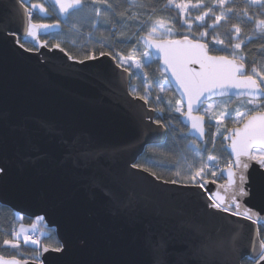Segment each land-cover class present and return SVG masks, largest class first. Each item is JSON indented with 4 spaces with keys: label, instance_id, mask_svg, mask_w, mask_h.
Wrapping results in <instances>:
<instances>
[{
    "label": "snow or ice",
    "instance_id": "obj_1",
    "mask_svg": "<svg viewBox=\"0 0 264 264\" xmlns=\"http://www.w3.org/2000/svg\"><path fill=\"white\" fill-rule=\"evenodd\" d=\"M52 3L59 16L65 17L63 21L57 19L55 24L33 22L35 10L48 14V9L41 3H32L28 7L26 0H10L8 14L22 21L23 34L40 47H45L46 42L40 43L39 33L59 28L62 24L75 32H80L81 27L87 25L89 35L93 30L99 31L100 47L108 48V51H101L99 56L88 52L77 63L85 68H96L97 65L86 62L99 61L104 66L102 58L110 56L115 68L128 75L125 78L121 72L109 68L110 79L105 82L113 91L121 92L127 84L128 94L135 100L143 101V105L150 103L156 90L155 101L148 109V112L157 113L155 117L147 115L143 105L128 102L129 116L142 133L138 142L144 145L146 141L143 137H155L156 146L164 147L168 133H172L177 141H196L187 148L191 158L187 155L175 157L176 178L162 182L179 185L174 191L180 194L184 189L199 188L208 193L207 200L211 201L205 206V211L208 208L215 210L206 211L207 215L216 217L217 213H227L239 219L229 221L233 230L227 245L195 227L201 237L195 251L211 256L223 255L226 264H264V239L259 238L264 228V209L257 211L252 205L253 201L264 202V64L260 63L264 61V0H52ZM0 31L8 32V29L0 28ZM179 32L198 38H189V35L173 38ZM8 34L17 36L15 32ZM209 36L211 42L207 39ZM132 40L136 43L126 53L119 50V45H128ZM252 45L256 46L255 51ZM20 47L26 52L32 50L22 43ZM53 47L68 55L59 44ZM220 52L224 54H218ZM154 53L159 54L163 64L158 71L162 74L170 72L175 81L180 99L174 105L171 100L163 98V94L171 90V81L166 75L163 80L155 79L147 71L153 63ZM249 56L253 57L251 63ZM68 59L73 57L68 55ZM189 65H198V68ZM104 73L105 68L100 67L98 75L103 77ZM133 77L138 79V84L131 82ZM165 83L169 87H165ZM233 97L246 99H242L235 109H230ZM166 111L178 113L179 117L170 115L165 122L163 113ZM146 121L157 127L152 128ZM173 121L180 125L182 132L179 136ZM229 122L232 127H227ZM41 127L50 134H56L46 122H42ZM212 127L216 131L211 133L210 149L206 128ZM219 137H223L222 151L213 152ZM70 143L75 144L76 141ZM225 155L229 159L225 167L220 168V161ZM151 163L159 166L158 163ZM132 167L147 172L157 180L162 179L149 167L141 164H133ZM218 171L227 174V183L219 186L223 194L212 193L206 188L209 182L216 183L215 179L209 180V172L215 178ZM9 175V163L0 160V183ZM24 195L32 198L38 210L45 215H38L30 228L23 224L8 231L0 228V233L6 237L0 245V252L8 253L7 256L0 254V264H48L46 253L55 254L53 258L60 264H78L72 260L73 240L81 249H89L92 245L88 239L77 237L73 228L70 227L63 236L43 231L36 234L37 224L46 219L50 210H63L70 221L74 218L76 210L71 205V194L59 192L53 180L52 190H28ZM105 196L110 201L114 199V194L110 192H106ZM240 220L257 226L256 239L249 238L248 243H241L248 226ZM107 244L110 246L111 241ZM25 252L31 254L25 256ZM88 264L119 262L100 259Z\"/></svg>",
    "mask_w": 264,
    "mask_h": 264
},
{
    "label": "water",
    "instance_id": "obj_2",
    "mask_svg": "<svg viewBox=\"0 0 264 264\" xmlns=\"http://www.w3.org/2000/svg\"><path fill=\"white\" fill-rule=\"evenodd\" d=\"M9 2L0 0V28L17 36L0 31V160L10 167V175L0 183V204L26 218L45 215L24 193L52 190L54 180L59 192L71 194L76 215L70 221L63 210H50L43 221L55 234L63 236L71 227L77 237L90 241L91 248L81 249L73 240L72 260L78 264L100 259L119 264H226L223 255L195 251L201 239L195 227L227 245L233 230L229 221L239 218L227 213L207 215L206 211L215 212L210 208L205 211L211 203L207 192L193 188L180 194L174 191L179 185L164 184L132 167L146 147L155 144V137H143L144 145L138 142L142 133L129 116L128 103L121 91H113L105 82L110 79L109 68L121 72L111 57L102 58L104 66L88 61L97 67L85 68L57 48L24 51L18 38L31 44L36 41L23 34L19 18L9 16ZM154 60L163 67L159 54L154 53ZM100 67L105 68L103 77L98 75ZM121 75L126 78L128 74ZM166 75L180 98L171 73ZM120 98L121 105L111 104ZM127 102L143 105L130 97ZM143 110L157 115L148 112L146 105ZM42 122L56 134L42 128ZM146 123L157 127L151 121ZM64 137L77 155L68 149ZM63 152L70 158H64ZM220 176L224 183L206 185L212 193L223 194L219 186L227 183V174ZM106 192L114 194V199L110 201ZM252 205L257 211L264 209V202L257 200ZM240 223L248 226L241 243L256 239L257 226L246 220ZM45 256L48 264H60L53 258L55 254Z\"/></svg>",
    "mask_w": 264,
    "mask_h": 264
},
{
    "label": "trees",
    "instance_id": "obj_3",
    "mask_svg": "<svg viewBox=\"0 0 264 264\" xmlns=\"http://www.w3.org/2000/svg\"><path fill=\"white\" fill-rule=\"evenodd\" d=\"M27 6L30 7L32 3H41L46 6L48 9L47 15L40 16L37 11L33 14V22L35 23H46V24H55L57 22V19L63 21L65 17L59 18V12L55 7L50 4V1L47 0V4L44 3L43 0H28ZM171 15V13H169ZM107 36V33H105ZM184 35H189V38H198L194 37L189 33L185 32H179L177 33L173 38H182ZM209 42H211V36L207 38ZM100 32L93 30L92 35H89V28L87 25L81 27L80 32L70 31L69 27L67 25L62 24L59 28H50L47 30V32H43L40 35V43H45L49 47L54 46L55 42H58L60 47L64 48L65 52H67L69 55H71L76 60H83L85 57V54L88 52H94L97 56L101 51H108V48H102L100 47ZM61 41V42H60ZM19 42L24 44L26 47L34 50L36 47L33 44H30L26 42L23 39H19ZM112 40H109V43H111ZM136 43L135 40H132L128 45H119L118 48L122 52H127L129 48ZM252 50L255 51V45H252ZM218 54H224L223 52H220ZM249 63H251L253 57L249 56ZM259 59V58H257ZM260 63L264 64V61H260ZM158 63L153 60V63L151 65L150 69H147V71L154 76L155 79H159L160 77L163 78V76L159 73L157 69ZM250 71V68H249ZM134 82L133 84H138L139 81L136 77H133ZM140 94H143V88L140 89ZM156 90L153 91L152 99H155ZM163 98L165 101L171 100L173 102V105L175 104V100H177L173 90H170L163 94ZM154 101H152L150 104H153ZM166 106V105H165ZM171 116L179 117L177 113H168L167 111L163 113L165 122H167V119ZM173 124L176 127V135L179 136L182 132L180 125L176 124L175 121H173ZM183 131H187V129H184ZM210 131V130H209ZM211 134V131L209 132V135ZM195 141L192 140H174L173 134L168 133L167 137V144L164 147H157L156 145L148 146L145 150L144 154L138 159L137 164L144 165L146 167L150 168V171L156 172L158 176H160L161 180H172L175 179V169L176 165L174 164L175 157H183L185 155L189 156L191 158V154L187 151V148L190 147L191 144H195ZM208 147L211 149V140H209ZM213 152H221L222 146L221 142L217 140L215 149L212 150ZM204 157L206 159L207 153L204 154ZM229 159L228 155H225L224 158L220 161V165L227 164V161ZM149 162V163H146ZM158 163L159 166H153V163ZM186 167V165H185ZM211 176V174H210ZM218 181H220V178L217 176L215 178H212ZM181 183H184V181H181ZM32 220L23 217V219H19V216L10 208L7 206H4L0 204V228H3L5 231L10 230L11 228H17L18 224L23 223H31ZM42 230H44L45 233H50L52 235H55L53 232V229H49L45 226V224H41ZM261 239H264L263 236H260ZM6 238L3 233H0V245H2L3 239ZM43 239V238H42ZM11 251V250H9ZM0 254H3L5 256L8 255L7 252H0ZM31 253L25 252V256H29Z\"/></svg>",
    "mask_w": 264,
    "mask_h": 264
},
{
    "label": "bare ground",
    "instance_id": "obj_4",
    "mask_svg": "<svg viewBox=\"0 0 264 264\" xmlns=\"http://www.w3.org/2000/svg\"><path fill=\"white\" fill-rule=\"evenodd\" d=\"M27 1H28V0H26V2H27ZM43 1H44L45 4H47V0H43ZM49 1H50V4L53 5L52 0H49ZM53 6H54V5H53ZM35 11H37L38 14H39L40 16L45 15V14L39 13V10H35ZM48 14H49V13H48ZM58 17L61 18V16H59V15H58ZM18 39H23V40L26 41V38H18ZM26 42H27V41H26ZM60 42H61V41H60ZM19 43H20V42H19ZM56 44H59V43H58V42H55L54 45H56ZM38 47H40L39 44H38ZM45 47L48 48V49H52V47H50V46L48 47L47 45H46ZM31 51L38 52L39 49L37 48V49L31 50ZM68 55H69V54H68ZM98 56H99V55H98ZM71 60H76V59L73 58V59H71ZM154 61H155V60H154ZM156 62L158 63V61H156ZM157 69H160V67L157 66ZM159 73H160L163 77H164V75H166V74H162L160 71H159ZM166 76H167V75H166ZM167 80H168V79H167ZM87 81H88V82H91V80H89V79H88ZM131 82L133 83V82H134V79H132ZM171 90H173L172 87H171ZM128 92H129V89H128V86H127V84H126V88L121 92L122 99H123L124 101H126V103H128V102H127V97L133 98V96L129 95ZM173 92H174V90H173ZM174 94H175V96H176L177 99H180V98L177 96V94H176L175 92H174ZM122 99L120 98V99L112 100V101H111V104H112V105L119 106V105H121V102H120V101H121ZM133 99H134V98H133ZM152 101H155V99H154V98L151 99L150 103H151ZM141 102L143 103V101H141ZM150 103H149L148 105H146V106L148 107V109H149V107H151V106L153 105V104H150ZM81 105H82V104H76L75 107H77V106H81ZM177 114H178V113H177ZM178 116H179V114H178ZM209 130H210L209 128H206V131H207V132H206V138L208 139V141H209V138H208V137H209V136L211 137V134L209 135V132H210ZM218 140H219L220 142L223 141V137H222V138L220 137ZM192 141H194V140H192ZM64 142H65V144L67 145L68 149H69L72 153H74L75 155H77V151H76V149L68 143L69 141H68L65 137H64ZM195 142H196V141H195ZM154 145H156V144H154ZM148 146H151V145H148ZM148 146H147V147H148ZM147 147H146V149H147ZM146 149H145V150H146ZM66 150H67V149H66ZM69 150H67V152L69 153V155H70V157H71V153H70ZM63 154H64V158H67V156L69 157L68 154H66V153H64V152H63ZM142 155H143V154H142ZM142 155H141V156H142ZM141 156H140V157H141ZM70 157H69V158H70ZM76 157H77V156H76ZM140 157H139V158H140ZM137 161H138V160H137ZM136 164H137V163H136ZM225 165H226V164H225ZM225 165H223V166L220 165V168L225 167ZM217 176H218V177L220 178V180L223 181V183H224V180L221 178V176H220V172H219V171H218V173H217ZM160 180H161V179H160ZM209 180L211 181L212 178H210ZM8 208H9V207H8ZM18 216H19V215H18ZM28 219H30V220H34V219H31V218H28ZM42 221H43V220H42ZM43 222H44V221H43ZM44 224H45V222H44ZM45 226H46V224H45ZM49 229H50V228H49ZM53 232H54V231H53ZM262 234L264 235V228L261 229V235H262Z\"/></svg>",
    "mask_w": 264,
    "mask_h": 264
},
{
    "label": "rangeland",
    "instance_id": "obj_5",
    "mask_svg": "<svg viewBox=\"0 0 264 264\" xmlns=\"http://www.w3.org/2000/svg\"><path fill=\"white\" fill-rule=\"evenodd\" d=\"M41 32H44V31H41ZM36 48L35 49H37L38 48V45L37 46H35ZM159 79H161V80H163L164 79V77L163 78H159ZM165 87H169V85L167 84V83H165ZM241 100L242 99H240V100H234V99H232V103L229 105V107H230V109H235L240 103H241ZM176 101V100H175ZM214 123V122H213ZM227 127H232V124L229 122L228 124H227ZM210 129V131H211V133H213V132H215L216 131V129H215V127H212V128H209ZM209 138V140H211V137L209 136L208 137ZM220 138V137H219ZM218 138V139H219ZM222 138V137H221ZM191 145H193V144H191ZM190 145V146H191ZM210 172H209V179L210 178H213V177H211L210 176ZM19 219H20V216H19ZM36 222V218L34 219V220H32L31 221V223H23V222H21V223H19L18 224V227H17V229L19 228V226H20V224H23L26 228H30L31 227V225L33 224V223H35ZM41 224H44V222L43 221H40L38 224H37V232H36V234L37 235H39V233L41 232V231H43L44 232V230H42V228H41Z\"/></svg>",
    "mask_w": 264,
    "mask_h": 264
},
{
    "label": "flooded vegetation",
    "instance_id": "obj_6",
    "mask_svg": "<svg viewBox=\"0 0 264 264\" xmlns=\"http://www.w3.org/2000/svg\"><path fill=\"white\" fill-rule=\"evenodd\" d=\"M216 182H217V180H216ZM217 183H223V181L220 180V181H218ZM262 236H263V238H264V235H263V234H262Z\"/></svg>",
    "mask_w": 264,
    "mask_h": 264
}]
</instances>
